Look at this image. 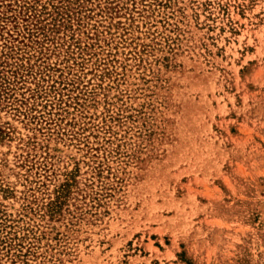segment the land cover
Instances as JSON below:
<instances>
[{
    "label": "rangeland",
    "instance_id": "obj_1",
    "mask_svg": "<svg viewBox=\"0 0 264 264\" xmlns=\"http://www.w3.org/2000/svg\"><path fill=\"white\" fill-rule=\"evenodd\" d=\"M0 264H264V0H0Z\"/></svg>",
    "mask_w": 264,
    "mask_h": 264
}]
</instances>
